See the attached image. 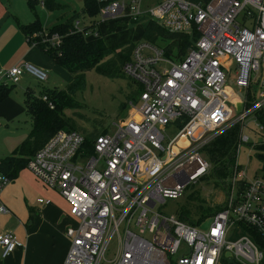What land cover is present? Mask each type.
Instances as JSON below:
<instances>
[{
  "label": "built area",
  "instance_id": "2783aa9c",
  "mask_svg": "<svg viewBox=\"0 0 264 264\" xmlns=\"http://www.w3.org/2000/svg\"><path fill=\"white\" fill-rule=\"evenodd\" d=\"M94 1L102 5V19H148L198 38L182 59L155 43H135L122 72L138 85L139 103L129 104L139 119L113 123L92 140L91 153L84 134L58 130L28 161L78 221L66 229L62 264H223V258L263 264L264 247L250 231L264 239V177L249 178L236 160L223 185L222 207L206 228L166 214L162 205L207 176L204 148L216 137L239 125L237 148L247 143L248 119L264 131V0H159L147 8L142 0ZM73 29L97 36L79 20ZM42 37L53 46L61 41L58 33ZM24 74L39 82L48 77L26 61L0 76L16 84ZM172 128L177 130L169 139ZM181 135L185 144L173 149ZM8 182L0 171V192ZM7 211L0 199V213ZM0 246L8 255L16 247L14 236L0 234Z\"/></svg>",
  "mask_w": 264,
  "mask_h": 264
},
{
  "label": "trees",
  "instance_id": "16d2710c",
  "mask_svg": "<svg viewBox=\"0 0 264 264\" xmlns=\"http://www.w3.org/2000/svg\"><path fill=\"white\" fill-rule=\"evenodd\" d=\"M27 1L32 5L35 0ZM41 2L48 10L61 8V5L55 0H41ZM101 6L100 3L94 0H84V7L81 13L75 12L66 20L51 26L46 32L48 35L53 33L61 35L59 46H53L51 43L31 37L34 31L39 32L40 37L44 33H41L42 28L37 21L21 25V29L27 39L36 42L39 49L45 52L58 66L72 73L73 78L66 86V90L45 88L38 94L27 93L25 95L24 104L32 122V129L28 136L16 147L12 155L0 159V170L10 179L15 177L21 168L27 166L28 161L35 152L54 133L63 128H68V130L75 129L73 123H71L73 122L72 118L67 117L63 110L78 106L71 99V96L85 88V71L87 69L94 68L98 74L109 78L125 76L122 72V66L130 58L135 43L126 41L108 46L100 38L99 32L95 29V24L85 27L91 33L97 32V36L93 37L84 36L83 33L73 29L74 22L79 18L80 14L92 16L99 12ZM142 22V38L163 47L167 54H171L176 58L182 59L187 49L194 46V42L198 38L197 33L188 35L170 32L153 20L145 19ZM12 85H0V101L7 96ZM43 96H46V99H43ZM49 103L52 104V108ZM259 120L264 124V117L259 116ZM105 132V130L93 131L85 135L84 148L87 153L92 152V140L97 135ZM238 132L239 125H234L204 148L206 159L212 164L210 175L215 178L216 185L221 188L226 184L236 160V152L234 150L237 148ZM257 148L264 150V143L259 144ZM258 158L262 163L261 170L264 177V154L258 153ZM219 209H216L214 213ZM211 213L212 215L214 214L213 212ZM181 214H179L181 219L196 225L184 214ZM209 216L211 215L208 214ZM250 233L264 247V239L254 230H251ZM222 261L223 264H239L232 258H223Z\"/></svg>",
  "mask_w": 264,
  "mask_h": 264
},
{
  "label": "rangeland",
  "instance_id": "374dc122",
  "mask_svg": "<svg viewBox=\"0 0 264 264\" xmlns=\"http://www.w3.org/2000/svg\"><path fill=\"white\" fill-rule=\"evenodd\" d=\"M55 1L61 5V8L48 10L41 4V0H35L32 5L27 0H3V5L12 9L23 23L37 21L42 28L41 33H43L54 24L66 20L75 12L81 13V9L84 7V0ZM157 2L158 0H142V7H151ZM78 19L84 26L94 23L100 38L108 46L126 41L138 43L144 40L142 38V21L128 22L124 18L102 19L99 12L92 16L80 14ZM31 37L41 41L43 38L39 36L37 31L32 32ZM44 70L48 77L43 82H39L29 76L26 85L32 89L33 93L38 94L45 88L66 90V86L73 78L72 73L54 63L51 67L49 66ZM228 84L240 96V89L235 85L234 80L230 79ZM137 90L138 85L126 76L109 78L98 74L94 68H89L85 71V88L71 96V99L78 106L66 108L63 112L67 117L72 118L73 122L71 123H73L75 130L84 135L93 131L105 130L107 132L112 129L113 123L124 122L128 119H139L138 114L129 104L130 100L134 104L139 103ZM23 122H27L26 128L29 129L30 120L27 115L23 117ZM244 124L246 126L243 132L249 136V141L241 143L234 150L237 164L249 178L262 176V163L258 158V153L264 154V150H259L257 146L264 143V131L258 128V122L251 119L246 120ZM62 130H68V128H63ZM176 130L173 128L168 130L169 139ZM175 142L177 146L184 145L185 139L181 135ZM211 169L212 164L209 166L207 176L203 180L189 186L179 198L168 199L162 205V211L166 214L177 213L179 215L182 213L196 225L206 228L212 218V213L210 214V212L214 213L216 209H219L224 200V188L222 189L216 185L215 178L210 175ZM183 209L185 210L183 211ZM208 214L211 216L208 217ZM235 236V233H231L228 239L233 240Z\"/></svg>",
  "mask_w": 264,
  "mask_h": 264
},
{
  "label": "crops",
  "instance_id": "0c3cea01",
  "mask_svg": "<svg viewBox=\"0 0 264 264\" xmlns=\"http://www.w3.org/2000/svg\"><path fill=\"white\" fill-rule=\"evenodd\" d=\"M22 24L29 23H23L0 0V74L23 61L42 69L56 64L36 42L27 39ZM29 76L22 75L0 101V159L12 155L32 129L24 104L25 95L33 93L26 85ZM0 85L10 84L0 76ZM25 115L30 120L29 129L27 122H23ZM176 147L175 142L173 149ZM0 199L8 210L0 213V234L9 232L16 241V247L6 256H2L0 246V264H62L69 246L66 229L76 227L78 223L70 214V206L64 197L57 190L48 188L25 166L15 177L9 178L0 192Z\"/></svg>",
  "mask_w": 264,
  "mask_h": 264
},
{
  "label": "water",
  "instance_id": "95a60500",
  "mask_svg": "<svg viewBox=\"0 0 264 264\" xmlns=\"http://www.w3.org/2000/svg\"><path fill=\"white\" fill-rule=\"evenodd\" d=\"M240 107V105L238 104V108Z\"/></svg>",
  "mask_w": 264,
  "mask_h": 264
}]
</instances>
